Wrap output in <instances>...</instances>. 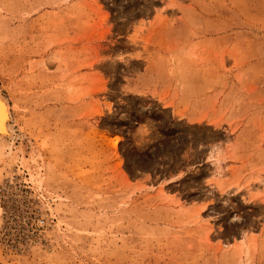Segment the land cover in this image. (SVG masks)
<instances>
[{"label":"rangeland","instance_id":"rangeland-1","mask_svg":"<svg viewBox=\"0 0 264 264\" xmlns=\"http://www.w3.org/2000/svg\"><path fill=\"white\" fill-rule=\"evenodd\" d=\"M0 91V264H264V0H0Z\"/></svg>","mask_w":264,"mask_h":264},{"label":"bare ground","instance_id":"bare-ground-1","mask_svg":"<svg viewBox=\"0 0 264 264\" xmlns=\"http://www.w3.org/2000/svg\"><path fill=\"white\" fill-rule=\"evenodd\" d=\"M11 112L9 101L0 93V152L8 150L14 141L15 126ZM216 173L219 175L218 171ZM257 184H262V180H259ZM253 186L248 190L249 193L258 188Z\"/></svg>","mask_w":264,"mask_h":264}]
</instances>
